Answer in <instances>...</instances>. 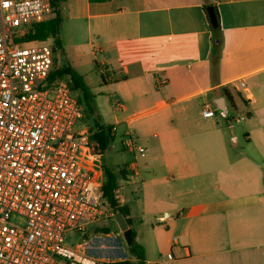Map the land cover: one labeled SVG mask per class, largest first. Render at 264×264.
I'll return each instance as SVG.
<instances>
[{
    "label": "crops",
    "instance_id": "crops-1",
    "mask_svg": "<svg viewBox=\"0 0 264 264\" xmlns=\"http://www.w3.org/2000/svg\"><path fill=\"white\" fill-rule=\"evenodd\" d=\"M211 1L223 30L217 65L202 0H66L61 8V46L87 45L106 82L120 71L114 81L132 87L126 102L153 103L151 79L164 102L159 107L169 109L171 120L157 145L166 174L132 182L140 187L137 215L135 201L121 193L124 185L119 192L133 231L139 214H159L151 227L164 233L154 241L161 258L150 259L148 245L137 240L148 264H264V0ZM256 77H262L255 81L257 95L250 86ZM221 97L227 116L229 106L249 103L239 150L228 144V138L239 142L237 131L215 119ZM205 102L216 105L215 116L202 115ZM121 108L128 110L126 103ZM210 120L214 128L203 129L201 123ZM147 189L159 191L145 194Z\"/></svg>",
    "mask_w": 264,
    "mask_h": 264
},
{
    "label": "built area",
    "instance_id": "built-area-1",
    "mask_svg": "<svg viewBox=\"0 0 264 264\" xmlns=\"http://www.w3.org/2000/svg\"><path fill=\"white\" fill-rule=\"evenodd\" d=\"M50 15L49 0H0V264L100 262L84 235L106 216L102 155L77 129L84 109L70 84L51 79L54 47L16 40ZM125 147L145 153L131 138Z\"/></svg>",
    "mask_w": 264,
    "mask_h": 264
},
{
    "label": "rangeland",
    "instance_id": "rangeland-1",
    "mask_svg": "<svg viewBox=\"0 0 264 264\" xmlns=\"http://www.w3.org/2000/svg\"><path fill=\"white\" fill-rule=\"evenodd\" d=\"M47 43L51 44L55 49L54 68L62 69L63 67H71L74 72L80 74L90 87L97 109V115L101 118V124L113 125L115 127V139L107 148L105 154L102 156V159L104 161L105 168L107 166L116 174L119 173L120 166H126L129 178L126 180H120V189L124 185L121 193L126 197H132L135 201L133 202L134 212L137 215L141 211V200L138 199L141 196L140 187L138 185L135 186L132 182H139V179H145L148 181L158 179L166 174V170L162 164V157L157 155V145L163 133V126L166 122H170L171 116H169V109L166 107H159L164 104L163 100H158L157 91L159 89L154 87V83L151 79H148L151 85V92L155 95L156 102L154 101L153 103H147L144 105L126 102V99H129L130 91L132 89L131 83H117V81H114L121 79V74H119L120 71H116V75L114 77L112 76L113 81L106 82L102 76V69L98 66V60L91 54V49L87 45L74 46L64 44L63 46L58 47L52 39L47 40ZM112 65L115 66V64ZM262 77H264V74ZM262 77L259 79L256 77L252 80V82H250V86L252 87V91L255 95H257V92H259L258 90H260V86H257L258 83L255 81H259ZM60 79L67 81L64 78ZM73 93L78 96L77 92L73 91ZM239 93L242 92L239 91ZM201 101L202 100H200V102ZM124 103L128 106V110L126 111H123L121 108V104ZM241 104L242 105H238L236 109L229 106L228 118L223 115H216L215 117V119L226 128L233 127L240 137L238 143L234 142V139L231 140L228 138V144L232 148L230 150H234V148L239 150L241 146H245V139L242 134L243 124H245V122H249L248 120L250 116L245 115L244 119H242V115L246 109H248L249 103H247V105H243V103ZM211 105L212 108H215L216 106L213 102H211ZM261 107L260 113L263 114L264 104H261ZM232 117H235L236 119L240 118L241 120L236 121ZM257 120V118H254L251 122H255ZM201 126L203 129L214 128L212 120L202 122ZM88 128H95V123L93 116L85 111L84 118L79 122L77 129L86 130ZM130 138L136 142L137 146H142L146 150L144 155L140 154L138 151L130 152L126 149L125 144ZM149 156L153 157L149 158ZM131 163L137 164V168L140 173L139 176L134 175V173L127 168V165H124H130ZM103 181H106V177H103ZM155 190L159 191L158 189ZM155 190L147 189L145 190V194L149 192L152 195L153 193L151 192H154ZM157 195L159 194H156V196ZM144 203L146 202L144 201ZM151 204L152 202L150 201L149 204H145L144 207L149 209ZM154 216L155 214H146L145 216L139 214V217L134 219V229L136 231L135 233L138 235L136 240L139 242L143 239V241L148 245V257L152 260L155 257L161 258L154 241L157 236H164L162 231L152 230L151 224L158 221V218H154ZM156 216L159 217V214H156ZM141 217L143 224H141ZM104 227H110L112 228V231L109 234L100 232L99 229ZM95 229L98 230L96 231ZM88 232L91 240V253L100 259L98 264H107L109 262L130 258L128 245L123 232L115 220V211L113 209L106 206L105 218L92 224ZM77 236L78 234L71 233V244L77 240ZM164 259L165 257L162 260Z\"/></svg>",
    "mask_w": 264,
    "mask_h": 264
},
{
    "label": "trees",
    "instance_id": "trees-1",
    "mask_svg": "<svg viewBox=\"0 0 264 264\" xmlns=\"http://www.w3.org/2000/svg\"><path fill=\"white\" fill-rule=\"evenodd\" d=\"M51 3V15L41 21L32 24L25 35L16 40L22 43L47 41L52 39L58 47L61 44V26L64 21V17L61 13V8L66 0H49ZM203 10L206 14L210 30H211V57L213 64L217 65L221 56V50L223 47V30L220 22V14L217 6L211 0H202ZM211 10L213 11L214 18L217 25L215 26L212 21ZM99 67L100 64H98ZM64 78L70 84L71 90L77 92L78 100L83 106L84 112L93 116L95 128H88L91 132L90 147L93 153L104 155L109 145L115 139V127L113 125L101 124V118L97 115L96 105L91 94L90 87L85 82L84 78L74 72L71 67H63L62 69L54 68L51 73L52 80H60ZM221 94L227 97V99L234 106L233 100L226 93L225 89H222ZM240 94V93H239ZM228 118V116H227ZM127 168L129 167V164ZM104 177L106 181L103 183L104 190V205L117 212H121L125 217L128 225L133 227L132 220L129 218V208L127 204H121L119 192H120V180L127 179L126 166L119 168V173L116 174L113 170L104 165ZM96 231L98 229H95ZM100 232L109 234L112 231L110 227H104L99 229ZM135 242L133 246H128L130 258L120 261H113L107 264H148L146 258V252L143 245L137 242L136 233L134 230Z\"/></svg>",
    "mask_w": 264,
    "mask_h": 264
},
{
    "label": "water",
    "instance_id": "water-1",
    "mask_svg": "<svg viewBox=\"0 0 264 264\" xmlns=\"http://www.w3.org/2000/svg\"><path fill=\"white\" fill-rule=\"evenodd\" d=\"M211 15H212L213 24L216 26L217 22H216V19L214 18L212 10H211ZM216 104H217V106L221 112V115L227 116V106H226L224 98L223 97L218 98L216 100ZM115 220H116L119 228L123 232V235H124V238L126 240L127 245L133 246V244L135 242V235H134L133 228L128 225L125 217L123 216V214L121 212H117L115 214ZM84 238L88 239L89 236L87 234H85Z\"/></svg>",
    "mask_w": 264,
    "mask_h": 264
}]
</instances>
